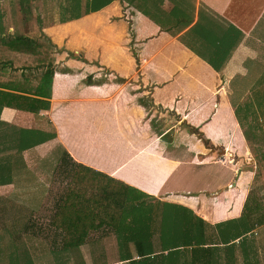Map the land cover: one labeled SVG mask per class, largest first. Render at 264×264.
I'll list each match as a JSON object with an SVG mask.
<instances>
[{"label": "crops", "instance_id": "0c3cea01", "mask_svg": "<svg viewBox=\"0 0 264 264\" xmlns=\"http://www.w3.org/2000/svg\"><path fill=\"white\" fill-rule=\"evenodd\" d=\"M9 1L17 19L23 5ZM3 6L0 0V144L28 130L53 136L20 152L9 146L0 152L8 159L20 155L23 164L0 185L2 198L13 196L16 176L35 170L28 156L42 158V147L50 144L60 149L58 159L66 153L99 183L110 180L127 190L129 211L122 220L129 227L89 228L85 245L113 238L118 254L120 235L138 238L141 232L158 253L163 214L174 210V236L194 229L198 239L177 244L178 264H205L206 246L210 264H264L257 246L261 226L232 240L227 234L248 195L246 169L238 166L247 142L228 90H248L264 79V0H111L92 10L89 2L77 18H55L41 29L22 25V32L38 29L56 47L53 75L41 92L23 82L24 90L11 88L5 41L13 27L6 25ZM107 71L116 79L100 78ZM128 249L138 254L134 242Z\"/></svg>", "mask_w": 264, "mask_h": 264}, {"label": "trees", "instance_id": "16d2710c", "mask_svg": "<svg viewBox=\"0 0 264 264\" xmlns=\"http://www.w3.org/2000/svg\"><path fill=\"white\" fill-rule=\"evenodd\" d=\"M28 1L18 0V3L23 5L18 10L23 9L22 12H24L25 8L28 9L26 5ZM109 1L111 0H58L57 20L67 21L79 17L82 13L89 10V2L92 3V10L99 8ZM6 40V46L8 43L11 54L9 56L11 68L9 81L12 82L11 88L24 90L25 86L20 83L23 82L33 85L34 87L31 90H37V92L45 90L49 86L55 67L56 47L50 38L38 29H26L24 32L10 35ZM210 63L212 64V62ZM18 74H21L20 79L19 77L16 79V75ZM18 106L29 110L32 108L28 107L29 105L24 106L23 103H18ZM52 136L53 133L28 130L26 135L17 137L18 140H13L12 144H0V152L7 149L8 146L9 149H15L16 152H20L23 149L42 143ZM63 154L64 157L62 156L59 159V165L61 164L59 167L68 169L66 175L67 182L63 193L60 195L57 204H55V217L53 221L49 220V224L63 232L60 236L59 247L51 252L54 256L56 255V261L58 257L62 264H69L70 253L85 244V235L89 228L106 225L119 231L124 223L122 218L124 219L127 210L125 207L127 190H122L117 185L109 183L110 180H108L109 182L105 181V184L103 182L99 183L97 179H93L92 176L83 171L86 166L75 163L70 159L67 160L65 158L67 154ZM19 158L21 157L18 154L13 155L11 159L0 156V185L10 182L13 168L18 169L23 166L22 158L21 160ZM98 203L100 209H98ZM166 215H169V217ZM173 215L174 210L170 214H165V212L163 214L158 240V253H155L151 247L152 242L150 238H144V234L141 232L137 233L138 238H132L131 236L124 238L120 235L116 240L118 245V260L125 261L126 264H178L177 244L187 246L198 242V239L194 236V229L190 230L189 233L187 232L186 236L183 231L178 238L174 236L172 233ZM95 218L99 219L96 223L94 221ZM126 225L123 226L128 228L129 226ZM260 226L264 235V206L258 199H251V194L248 192L241 215L237 221L230 222V232L228 231L227 234H230V240H232ZM5 229L11 235L9 237L11 241L10 246L12 245L13 248L8 253L9 263L34 264L29 254L23 250L20 243L16 242L19 234L21 232L25 233L24 230L29 229L28 225L20 227L16 223H11ZM222 240L226 243L229 238L223 237ZM130 242L136 244L138 254L133 255L129 252ZM241 244L244 245L245 241H241ZM249 244L251 245V243ZM231 248L230 245V258ZM209 250H211L209 246L204 248L205 264H210L211 261ZM19 251H22V258ZM164 251H166V254H163ZM25 256L29 259L25 260ZM78 264L80 263L78 262Z\"/></svg>", "mask_w": 264, "mask_h": 264}, {"label": "rangeland", "instance_id": "374dc122", "mask_svg": "<svg viewBox=\"0 0 264 264\" xmlns=\"http://www.w3.org/2000/svg\"><path fill=\"white\" fill-rule=\"evenodd\" d=\"M2 3L6 11L8 10L5 18L6 25L13 27L9 34L22 32V25L27 28L31 26L41 29V26L50 23L58 16V0H29L26 3L27 12L24 14L20 12L17 19L10 12V1L2 0ZM106 73L107 76L102 75L100 78L107 77L108 81L116 79L109 75V71ZM248 81L245 80L244 83ZM259 82L260 85H252L248 90L228 91L231 101L236 103L235 115L247 142L246 151L248 153L245 154V160H238V166L246 169L244 173V176L247 177L245 187L251 194V199H258L264 206V79L259 80ZM139 90L147 89L139 87ZM49 145L45 144L46 147H42L43 155L40 154L43 156L42 158L36 157L37 155L28 156V160L31 159L30 165L36 168L31 175L16 176V184L12 192L14 194L11 198L8 200L2 198L5 191L0 188V264H10L8 253L13 248L12 245L10 246L9 237L11 235L5 227L11 223H16L20 227L28 225L29 229L24 230L25 233L21 232L16 242L20 243L34 264H62L58 257L56 261V255L54 256L51 252L59 247L60 236L57 231L55 232L56 229L51 228L49 219L53 206L58 202L57 197L59 198L63 193L67 181L63 172L56 175L58 174L57 171L52 170V168L56 169L61 165L58 163L60 162L58 159L60 149L55 148L53 151L52 145ZM50 150L53 151V154ZM243 150L245 151V149ZM19 159L21 160V158ZM13 200H17V202L28 200L31 205H24L27 207L24 208ZM36 200L37 207L35 208ZM29 208L33 210L32 213L31 211L28 212ZM24 211L25 216L23 217L21 214ZM25 219L27 221H24ZM258 233L257 246L260 256L263 258L264 235L263 232ZM252 237L254 236L251 234L250 238H247L251 240ZM114 243L113 238L91 239L88 244L86 243V245L84 244L70 253L69 264H78V262L80 264H113V261L117 259V249ZM19 252L22 258V251ZM25 257L27 260L28 257Z\"/></svg>", "mask_w": 264, "mask_h": 264}]
</instances>
